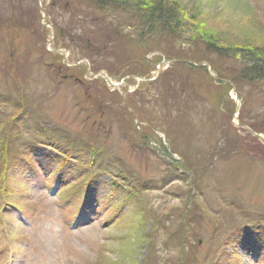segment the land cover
I'll return each instance as SVG.
<instances>
[{
  "label": "rangeland",
  "instance_id": "obj_1",
  "mask_svg": "<svg viewBox=\"0 0 264 264\" xmlns=\"http://www.w3.org/2000/svg\"><path fill=\"white\" fill-rule=\"evenodd\" d=\"M9 1L0 0V96L37 99L38 115L97 142L132 180H92L80 217L71 199L82 182L72 173L45 183L39 170L34 180L5 145L16 112L0 106V264H139L147 248L150 264H264V80L245 85L236 61L201 59L203 33L226 48L264 47V0H175L193 28L185 45L164 36L152 46L123 29L109 33L110 56L76 50L91 42L68 30L69 9H83L73 0ZM41 155L28 156L37 169ZM109 178L121 184L112 194ZM145 216L167 219V236L139 241L152 236Z\"/></svg>",
  "mask_w": 264,
  "mask_h": 264
},
{
  "label": "trees",
  "instance_id": "obj_2",
  "mask_svg": "<svg viewBox=\"0 0 264 264\" xmlns=\"http://www.w3.org/2000/svg\"><path fill=\"white\" fill-rule=\"evenodd\" d=\"M28 1L32 3L35 0ZM72 2H76L79 6L82 5L83 9L81 12L76 13H73L71 8L69 9L70 11L67 14V17H70L68 27L73 25L77 29L68 30L75 33L76 31L83 32L80 33V36L82 34L84 40L91 42L90 47L77 46L76 50L82 52L83 55L90 52L89 49L95 47L105 50L110 56L109 45L115 39L108 36L113 31L120 32V30L125 29L128 36L133 40L138 42L149 41L152 46L158 40L164 41L165 38L169 41L179 42V45H185L186 30L192 28L184 18L185 13L181 12V5L175 0H73ZM5 4L6 8H13L11 1L5 0ZM89 11L92 13V17H90V22L86 23L80 16L88 15ZM15 15L18 16L19 13L16 12ZM66 23L67 21H65L64 28ZM203 34H205V37L203 36L202 42L206 46L203 49L205 55L201 56L202 60L211 61V58L218 56L236 61L238 64L237 80L244 82L245 85L253 86L256 82L264 80V47L226 48L221 43H216L211 37L206 38V33ZM66 36L67 32L64 35V41H66ZM61 37L62 34L59 35V39ZM187 44L189 45L188 42ZM40 46L43 47V44L40 43ZM93 70L98 71L95 66ZM36 100L33 98L20 100L10 95L0 96V106L7 107L10 112H16L9 121L8 129L12 133H9V141L5 142V145H12L16 149L17 156H19L18 161H21V166L30 172L34 180L40 176V173L44 172V175L41 176L45 183H50V180L53 179L57 184L61 182L67 184L68 176L74 173L75 177H78L77 180L82 182L79 187L83 191L80 194L81 198H77L78 194L73 197L76 194L73 193L71 200L78 204L80 214L87 213L85 209L89 210V200L91 199L89 187L93 185L92 180H97L96 177L99 178L105 175L106 177L111 176L113 171L121 178L128 179L130 178L128 177L129 173L123 170L117 160L113 159L112 153L109 151L102 152L100 150L102 147L100 148L97 142L95 143L87 137L68 136L60 127L47 121L44 116L38 115V111H35L32 106ZM13 139L16 142H12ZM32 150L42 151V163H40L39 169L28 158ZM2 173L6 175V172ZM108 183L107 189L110 194L115 192V186H121L120 183L116 182V179L109 178ZM127 186L129 187V185L124 184L121 188L122 192H126ZM127 193L125 198L128 196ZM65 200L62 199V201ZM110 202L115 203L113 200ZM148 216H145V220L153 228L151 229L152 236L148 237L149 234L144 233V237L139 239L145 245L151 244L155 240V235L159 232L166 235L169 231L166 226L168 223H165L167 219H154L151 216L149 219ZM193 216L191 214L188 216L189 219H192L190 223L198 221V218ZM184 220L186 221V218ZM257 221V226L264 223L263 219ZM253 223L256 225L255 222ZM249 229H251L250 226L243 232L236 229V237L239 233L238 236L244 238ZM148 250L149 248L146 249L147 255L139 264H150ZM208 256H206V259ZM212 264H216V262L214 261Z\"/></svg>",
  "mask_w": 264,
  "mask_h": 264
},
{
  "label": "water",
  "instance_id": "obj_3",
  "mask_svg": "<svg viewBox=\"0 0 264 264\" xmlns=\"http://www.w3.org/2000/svg\"><path fill=\"white\" fill-rule=\"evenodd\" d=\"M87 71V73H89V71L88 70H86ZM96 78H101V79H103L104 81H106V82H108L109 84H111V82L110 81H107V79H105V77L103 76V74L102 73H100V74H97L96 76H95Z\"/></svg>",
  "mask_w": 264,
  "mask_h": 264
}]
</instances>
